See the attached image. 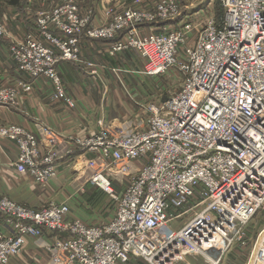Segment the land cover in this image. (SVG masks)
Returning <instances> with one entry per match:
<instances>
[{"label": "built area", "instance_id": "2783aa9c", "mask_svg": "<svg viewBox=\"0 0 264 264\" xmlns=\"http://www.w3.org/2000/svg\"><path fill=\"white\" fill-rule=\"evenodd\" d=\"M221 1V20L210 16L175 29L161 22L182 16L177 0H160L153 11L129 8L99 27H88L91 11L79 19L71 1L41 12L37 29L10 47L31 81L0 86V105L18 106L20 95L46 78L53 100L75 106L58 67L66 61L94 66L82 58L85 29L89 38L112 40L111 56L138 50L146 60L141 74L177 68L184 81L140 127L115 121L90 136L66 140L51 126H43L38 139L23 126L0 122V137L17 144L19 172L46 184L57 177L61 159L77 150L94 153L85 164L89 180L117 201L113 219L90 225L72 219L67 203L50 201L32 209L0 195V214L11 228L6 235L0 223V264H9L28 237L40 238L45 231L55 238L47 246L50 264H129L132 256L152 262L175 242L188 243L199 255H209L211 264H219L248 223L259 212L264 216V0ZM6 31L0 20V37ZM63 140L75 148L61 151ZM125 180L129 184L121 192L115 183L123 186ZM198 189L204 207L191 208L189 222L160 244L154 231L165 227L170 211L191 201ZM213 252L219 253L217 259ZM255 254L264 264V228L251 261Z\"/></svg>", "mask_w": 264, "mask_h": 264}, {"label": "crops", "instance_id": "0c3cea01", "mask_svg": "<svg viewBox=\"0 0 264 264\" xmlns=\"http://www.w3.org/2000/svg\"><path fill=\"white\" fill-rule=\"evenodd\" d=\"M79 1L84 10L93 3L90 8L94 10L92 24L95 26L107 22L106 10L109 6L116 7L122 4L129 6L133 2L132 0ZM149 1H152L153 5L159 0H141V6H152ZM18 2L20 0H0V19L10 26V37L13 35L14 39L21 40L28 32L34 30L32 27L36 22L38 8H40L38 5L42 4L40 0H29V3L23 2L20 5H17ZM24 4L29 5L23 14ZM7 10L9 13L5 14ZM5 38H0V86H14L21 80L31 81L13 60L9 40ZM108 46L109 41L92 40L82 35V58L93 63L94 66L90 67L85 63L76 62H63L59 65L58 69L67 93L72 96L75 106L72 107L65 101L53 100L51 82L46 78H40L34 82L32 92L20 95L18 106L0 105V122L6 125L23 126L34 132L38 139L42 138L40 132L42 127L51 126L67 140L70 136L74 138L90 136L98 132L104 124L126 120L127 112H132V106H129L126 99L121 97V81L126 86L132 79L137 82L139 80V84H144L140 82L139 70L144 68L146 60L135 49L119 53L116 57L111 56L107 51ZM116 70L121 72V76H116ZM136 88H134L135 93L138 92ZM136 96H140V93ZM75 146L74 142L63 140L60 150L65 151ZM17 154L18 148L15 142L0 139L1 194L8 195L32 209H41L50 201H70V217L80 219L90 225L108 222L115 216L116 208L112 207V201L105 195V192L86 182L91 172L85 164L87 159L95 157L94 153L85 155L78 153L77 157L66 156L61 159L58 163L57 177L51 179L45 187L37 184L31 176L17 172L15 168ZM115 185L122 191L123 186L118 183ZM79 191L82 196H78ZM0 223L3 232L10 235L11 228L4 215H0ZM179 229L180 227H176L174 231ZM172 231L173 229L162 230L165 235ZM158 232L155 235L158 242L165 243L168 237L160 233L161 231ZM54 240V236L48 231H45L40 238L28 237L22 253L13 257L9 264H50L51 255L47 246ZM178 246H181V252L176 250ZM236 247L227 256L226 261L243 264V251L239 252L238 245ZM138 259L132 256L129 264L142 261ZM194 261L206 264L203 257L198 259V256H193L184 244L175 242L161 256L159 264H191Z\"/></svg>", "mask_w": 264, "mask_h": 264}, {"label": "rangeland", "instance_id": "374dc122", "mask_svg": "<svg viewBox=\"0 0 264 264\" xmlns=\"http://www.w3.org/2000/svg\"><path fill=\"white\" fill-rule=\"evenodd\" d=\"M40 1H41L40 3L42 5L41 6L38 5V7H40V8H38L39 10L37 11L38 12L37 16L41 12L42 13L53 12L57 7L64 6V4L73 1L76 4V6L78 7V11L76 13H77V16H78L79 19H87V17L90 16V11L93 12V14H92V16L90 18V21L88 23V27H99V26H102V24L101 25H96V26L92 24V21H93L92 18H93V15H94V10L92 8H90L91 6H93V3H91V2H90L91 4H89L90 6L87 7L84 10L83 8H81V3H80L79 0H40ZM132 1H133L132 4H130L129 6H123V4L120 5V6H116V7L109 6L107 8V10H106L107 22L112 20L115 16L123 14L129 8H134V9L145 8V9L153 11V10H155L156 4L158 2H160V0H159L155 4L152 5V1H149L152 6H149V7L148 6H143V7H141L140 3H139L140 0L139 1L138 0H132ZM23 2L29 3V0H23V1L20 0V4H22ZM177 2L181 6L182 16L179 19H177V20H168V21L161 22L163 25L165 24L166 26H168L171 29L178 28L183 23H190L191 20H195V19L199 20L196 23H200V21H204L205 20V17L208 18L210 16H214L215 19L217 21H219L224 16L223 4H222L221 0H177ZM28 5L29 4H26V5L24 4V7L22 9L23 10V14L25 13L24 10L28 7ZM111 11H113V13L108 14V12H111ZM18 12L20 13V11H18ZM4 13L5 14L9 13V11L7 10V12H4ZM5 14H4V16H6ZM36 19H37V17H36ZM36 19H35V21H36ZM114 19H116V18H114ZM143 25L150 26V24H148L147 22H144ZM5 26L7 28L6 35L4 37H0V38H5L6 37L5 39L9 40L10 47H11L14 43H16L18 41V39H14L13 35H12V37H10V35H9L10 34L9 33V31H10L9 27L10 26H8V24L7 25L5 24ZM32 28H34V30H35V29H37V26L35 25ZM86 32H87V29L83 30L82 34L86 38H89V37H87V33ZM123 33H124L123 31H120L118 37L122 36ZM89 39H92V38H89ZM92 40L109 41V46L107 48V51L109 53V50H110V47H111V43H112L111 39H92ZM81 49H82V47H81ZM116 55L114 57H116ZM66 62H69V61H66ZM61 63H63V62H61ZM142 70H143V68L141 70H139V71H142ZM118 71L119 70H116V72H115L117 77H119V75L121 74V72L120 71L118 72ZM137 77H138V75H137ZM139 78L141 80L140 82H144V84L143 83L139 84V80L137 82L136 80L132 79L131 82L128 84V86H126L124 83H122V81H121V85H120V90L122 91L120 93L121 97L126 99L127 104H129V106H132V112L131 113L127 112V116H126L127 118L125 120V122H130V124L132 123L131 124L132 127H136V125L138 127H140L142 122L147 121V119L151 115V112L155 111L156 108L161 103H163L164 101H167L171 96L176 94L179 91V89H181L183 81H184L183 73L178 71L177 68L170 69L167 74L152 75V76L151 75H147V74H141L139 76ZM14 86H11V87H14ZM141 86L143 88H141ZM134 88H136V91H138L137 93L134 92L135 91ZM139 93H140V96H136V94H139ZM127 111H129V110H127ZM135 118H137V119H135ZM139 119H142V120H139ZM8 125H10V124H8ZM0 139H2V137H0ZM4 139H8V138H4ZM8 140L13 141L11 139H8ZM13 142H15V141H13ZM78 153H82V154L85 155L86 153H89V152L77 150L75 153H72L71 157H75ZM17 157H18V154H17ZM91 160L92 159L89 158V159H87V162H90ZM15 168H16V166H15ZM16 170H17L18 173L24 174V173L19 172L17 168H16ZM26 175H29V174H26ZM112 180H113V182H116V180H118V179L112 178ZM86 182H87V184L94 185L93 182H90V180H87ZM123 183H124V185H123V187H121V189L123 188L122 191L125 189L126 184L127 185L129 184V182H128V180H125V181H123ZM46 184H42L40 186L45 187ZM87 184H85V185H87ZM100 189L102 191H104L105 195L110 198V200L112 201V207L116 208L117 201L116 200L114 201L113 199H111V196L105 190H103L102 188H100ZM119 191H121V190H119ZM118 193H120V192H118ZM78 194H79L78 196H80V195L82 196V193L80 191L78 192ZM199 194H201V193H200V191L198 189L197 190V194L192 198L191 201H189V200L184 201L181 205H179L181 207L178 206L179 208H178L177 211H174V210L172 211L171 210L170 211V213H171L170 217H172V218L169 219V221H168V223H167V225L165 227L156 229L154 231V235H156L157 231H159V232L161 231L160 233L164 234L162 232V230L173 229V231L171 233H168L166 235L164 234L166 237H168L167 239L170 240L172 238V236H174V234L176 232V231H174V228L183 227L193 217V214L191 212L188 213V211L191 208H194V206L196 208V205L204 207V205L201 204L203 202V200H202V197ZM0 195L8 197L9 199L13 200L14 202L20 204L19 202H17L16 200L12 199L8 195H4V194H1V193H0ZM58 203H67L71 207L70 201L58 202ZM171 207H172L171 209L174 208L173 206H171ZM200 208L201 207H197V209H200ZM178 212H180L178 217L172 216V214L174 215V214H176ZM0 215H3V214H0ZM72 219H75V218H72ZM263 228H264V216H263V214L261 212H259L248 223L246 228L244 230H242L241 233H239L238 238H237L234 246L232 247V249L227 254L224 255L223 260L219 264H225V262H226V264H233L232 262H230V260H228V261H226V260H227V256L231 253V251L237 245H238V248H239V252L243 251V254H242V256L244 258L243 264H250V261H251L250 259L252 257V252L254 250V247H255L256 241L258 239V236H259L260 232L263 230ZM172 245H173V243H172ZM172 245H169L165 249L166 251L161 252L157 256V258L154 261H152V262L150 260L144 258V257H137V258H139L138 260H140V261L142 260L141 262H137V264H159L161 256L163 254H165L167 252V249L171 248ZM186 248L189 250L190 253H192L193 256H198V259L203 257L205 262H206V264H211V262H210L211 260L208 259V258H211L209 255L208 256L199 255L198 253H196L197 251H195L193 248H191L188 245V243L186 244ZM176 250L178 252H181L182 251L181 246H178L176 248ZM22 251H23V249L21 250L20 253L15 254L14 256H12L11 259L13 257L21 254ZM212 255H215L214 257L212 256L213 260L215 258L217 259L219 257V253H217V252H213ZM191 264H200V263H198L197 261H194V263L192 262Z\"/></svg>", "mask_w": 264, "mask_h": 264}, {"label": "bare ground", "instance_id": "6f19581e", "mask_svg": "<svg viewBox=\"0 0 264 264\" xmlns=\"http://www.w3.org/2000/svg\"><path fill=\"white\" fill-rule=\"evenodd\" d=\"M250 264H259L258 261H257L256 254H255V256H254V258H253V260L251 261Z\"/></svg>", "mask_w": 264, "mask_h": 264}, {"label": "trees", "instance_id": "16d2710c", "mask_svg": "<svg viewBox=\"0 0 264 264\" xmlns=\"http://www.w3.org/2000/svg\"><path fill=\"white\" fill-rule=\"evenodd\" d=\"M17 5H20V2H18ZM34 26H35V24H34Z\"/></svg>", "mask_w": 264, "mask_h": 264}]
</instances>
